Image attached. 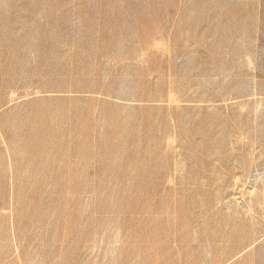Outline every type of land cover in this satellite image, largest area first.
Here are the masks:
<instances>
[{"label":"rangeland","instance_id":"rangeland-1","mask_svg":"<svg viewBox=\"0 0 264 264\" xmlns=\"http://www.w3.org/2000/svg\"><path fill=\"white\" fill-rule=\"evenodd\" d=\"M0 264H264V0H0Z\"/></svg>","mask_w":264,"mask_h":264}]
</instances>
